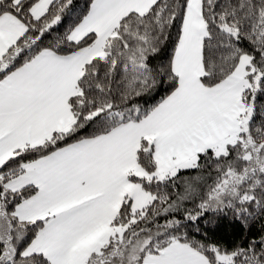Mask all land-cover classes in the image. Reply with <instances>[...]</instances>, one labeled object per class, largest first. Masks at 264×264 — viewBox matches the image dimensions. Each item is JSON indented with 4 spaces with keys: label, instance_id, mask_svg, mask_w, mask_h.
<instances>
[{
    "label": "snow or ice",
    "instance_id": "1",
    "mask_svg": "<svg viewBox=\"0 0 264 264\" xmlns=\"http://www.w3.org/2000/svg\"><path fill=\"white\" fill-rule=\"evenodd\" d=\"M258 96L264 0H0V264H264Z\"/></svg>",
    "mask_w": 264,
    "mask_h": 264
},
{
    "label": "trees",
    "instance_id": "2",
    "mask_svg": "<svg viewBox=\"0 0 264 264\" xmlns=\"http://www.w3.org/2000/svg\"><path fill=\"white\" fill-rule=\"evenodd\" d=\"M264 103V96L257 97V104ZM211 222L207 223L208 228V238L211 240L221 241L231 244L233 241H237L244 234L241 227L238 224H233L230 219H213L211 215L209 216ZM202 225L205 224L204 221L201 222ZM260 224L257 222L252 228V232L249 235L256 233L259 229Z\"/></svg>",
    "mask_w": 264,
    "mask_h": 264
}]
</instances>
